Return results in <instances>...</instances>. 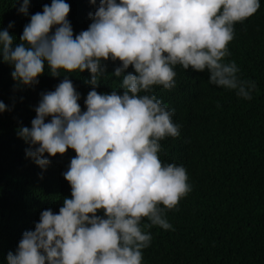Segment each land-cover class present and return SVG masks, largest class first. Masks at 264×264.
Instances as JSON below:
<instances>
[{"label":"clouds","instance_id":"1","mask_svg":"<svg viewBox=\"0 0 264 264\" xmlns=\"http://www.w3.org/2000/svg\"><path fill=\"white\" fill-rule=\"evenodd\" d=\"M28 5L24 0L19 11L27 15ZM260 6V0H100L88 29L74 37L70 5L52 0L31 15L19 43L0 30V56L14 66L18 83L38 84L46 61L53 77L89 70L87 83L94 86L82 112L80 94L65 76L55 91L41 93L32 126L18 130L31 146L26 156L43 169L48 156L69 148L76 156L63 173L71 198L63 199L59 214L42 211L35 230L25 231L8 253V264H142L150 229L172 228L165 209L190 191L186 169L159 158L160 141L178 137L180 125L153 86L174 88V66L181 65L207 71L210 84L250 100L255 82L242 79L236 62L225 58L234 24ZM109 59L121 62L110 76L120 79L122 94L96 90ZM7 110L0 101V112ZM145 217L149 222L142 223Z\"/></svg>","mask_w":264,"mask_h":264},{"label":"trees","instance_id":"2","mask_svg":"<svg viewBox=\"0 0 264 264\" xmlns=\"http://www.w3.org/2000/svg\"><path fill=\"white\" fill-rule=\"evenodd\" d=\"M65 2L70 5L67 19L75 37L88 29L89 13H95L100 0ZM23 3L0 0V30H7L14 43L20 42L31 15L42 13L52 0H29L27 15L19 11ZM260 5L254 15L234 24L230 55L225 58L236 62L242 79L255 82L250 100L210 84L207 71L185 70L181 65L174 66V88L153 86L156 97L174 110L173 122L180 125L178 137L160 141L159 158L186 169L190 191L174 209H165L172 228L150 229L152 240L142 250V264H264V0ZM103 63L107 71L97 92L110 94L115 89L122 94L120 79L110 76L121 62ZM13 71L14 66L0 56V101L9 109L0 112V264H8V253H15L25 231L35 230L42 211L59 214L63 199L71 198L63 173L75 151L69 148L55 157L45 153L51 163L43 169L26 156L31 146L18 130L32 126L41 93L55 91L65 76L80 94L82 112L94 87L87 83L89 70H61L59 77H53L46 61L38 84L18 83ZM127 71L134 69L130 66ZM50 120L46 117L45 122ZM147 222L148 218L142 219Z\"/></svg>","mask_w":264,"mask_h":264}]
</instances>
